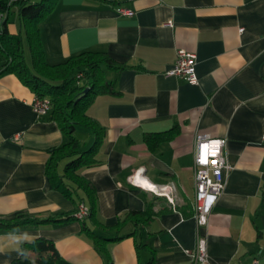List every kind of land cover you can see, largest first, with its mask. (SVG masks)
I'll list each match as a JSON object with an SVG mask.
<instances>
[{"label": "crops", "instance_id": "obj_1", "mask_svg": "<svg viewBox=\"0 0 264 264\" xmlns=\"http://www.w3.org/2000/svg\"><path fill=\"white\" fill-rule=\"evenodd\" d=\"M39 27L51 64L90 50L122 67H103L112 89L87 109L104 131L99 163L82 168L78 183L63 178L62 190L47 164L68 137L51 111H35L31 88L1 74L0 53V217L62 219L0 231V264L36 258L27 246L38 238L71 264H192L195 139L204 133L227 139L232 166L202 230L209 264H264V0H57ZM9 30L30 52L16 9ZM181 49L196 54L198 83L167 74ZM78 128L92 130L79 139L93 144V127ZM146 181L173 183L174 202Z\"/></svg>", "mask_w": 264, "mask_h": 264}, {"label": "trees", "instance_id": "obj_2", "mask_svg": "<svg viewBox=\"0 0 264 264\" xmlns=\"http://www.w3.org/2000/svg\"><path fill=\"white\" fill-rule=\"evenodd\" d=\"M56 1L0 0V53L4 66L1 74L17 75L37 97L48 98L51 104L49 110L51 118L58 122L68 137L63 145L51 150L47 164V173L53 185L63 190V186H66L63 178L78 183L82 179V168L99 163L97 152L104 131L97 127L87 109L95 95L112 89L111 83L105 80L103 67L121 68L122 65L105 51L90 50L70 56L63 63H49L39 21ZM15 9L26 28L33 67L26 60L23 33L21 31L11 33L9 30L10 15ZM79 126L93 127L96 132V139L88 148H84L83 143L75 135ZM152 139L151 136H147L149 143ZM62 162H65L63 174L59 171ZM139 213L132 211L131 214ZM61 220L52 217L40 219L28 213H18L12 217H0V231H12L23 226H37ZM27 247L37 253L36 258L23 256L13 264H71L49 239L38 238ZM27 247L25 246V251Z\"/></svg>", "mask_w": 264, "mask_h": 264}, {"label": "built area", "instance_id": "obj_3", "mask_svg": "<svg viewBox=\"0 0 264 264\" xmlns=\"http://www.w3.org/2000/svg\"><path fill=\"white\" fill-rule=\"evenodd\" d=\"M118 12L122 15L133 16L132 9L119 7ZM169 75H177L191 83H198L196 72V54L185 49L178 51L177 60L174 66L167 72ZM50 100L46 97H37L34 102L35 111L39 115H45L50 110ZM227 139L224 137H212L210 134H198L195 139V167H196V196L194 202L195 219L198 231L197 246L194 250H186L193 259L192 264H209L208 238L202 230L208 227L210 215L219 197L223 193L227 176L232 166L229 163L225 146ZM155 192L166 196L174 202L173 183L153 184L146 181ZM89 214V209L81 203L76 217L84 219ZM252 264H260L255 258Z\"/></svg>", "mask_w": 264, "mask_h": 264}, {"label": "rangeland", "instance_id": "obj_4", "mask_svg": "<svg viewBox=\"0 0 264 264\" xmlns=\"http://www.w3.org/2000/svg\"><path fill=\"white\" fill-rule=\"evenodd\" d=\"M33 1L40 2L42 0H33ZM30 54H31V52H29L28 48H26V60H27L28 64L33 67L32 56ZM88 133H92V130L88 129V128H78L75 135L78 138H80L82 141L83 140L87 141L88 135H89ZM90 145H92V143L90 141H88V143L85 144L84 148H88Z\"/></svg>", "mask_w": 264, "mask_h": 264}]
</instances>
